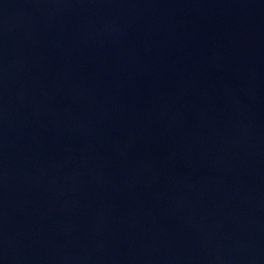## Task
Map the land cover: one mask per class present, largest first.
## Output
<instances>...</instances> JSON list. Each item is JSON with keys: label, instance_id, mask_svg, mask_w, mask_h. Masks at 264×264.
Masks as SVG:
<instances>
[{"label": "water", "instance_id": "obj_1", "mask_svg": "<svg viewBox=\"0 0 264 264\" xmlns=\"http://www.w3.org/2000/svg\"><path fill=\"white\" fill-rule=\"evenodd\" d=\"M0 264H264V0H0Z\"/></svg>", "mask_w": 264, "mask_h": 264}]
</instances>
